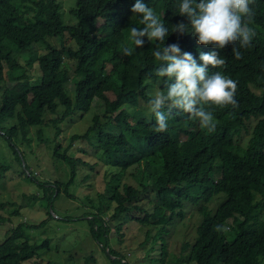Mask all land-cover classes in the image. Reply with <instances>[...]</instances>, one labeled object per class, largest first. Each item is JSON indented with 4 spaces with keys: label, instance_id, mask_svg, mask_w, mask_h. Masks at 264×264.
<instances>
[{
    "label": "trees",
    "instance_id": "obj_1",
    "mask_svg": "<svg viewBox=\"0 0 264 264\" xmlns=\"http://www.w3.org/2000/svg\"><path fill=\"white\" fill-rule=\"evenodd\" d=\"M42 1L0 0V135L12 146V137L20 134L23 140L29 126H42L45 114H56L61 106L62 116L51 119L55 140L66 116L93 105L101 110L83 134L72 136L93 139L88 141L99 162L60 153L57 142L52 155L69 167V175L38 184L47 200L70 188L86 189L87 174L77 177L78 162L91 170L98 166L106 195H99L97 204L89 191L84 195L94 209L86 214L92 237L108 238L106 215L111 211L110 218L119 221L118 232L123 217L156 227L153 234L145 230L156 264H264V0H250L252 15L244 22L254 36L250 46L239 48V58L232 55L231 43L214 49L197 43L190 33L170 32L165 38V45L176 43L194 58L209 50L225 57L223 66L208 68L236 81L237 103L206 106L215 120L212 132L175 107L164 132L145 118L147 94L159 83L158 62L151 54L158 44L146 42L130 56L121 53L133 0H75L74 24L63 22L58 0H45L40 10ZM144 2L166 24L187 23L173 11L178 0ZM51 38H58L60 46ZM33 63L39 72L36 80L29 77ZM67 65L74 73V99L66 88ZM145 190L157 197L155 203L148 201L152 211L141 206ZM214 198L217 205L211 208ZM188 203L199 214L195 237L175 253L167 235ZM133 211L144 213L146 221ZM49 245L46 239L30 242L24 226L17 225L0 242V264H24Z\"/></svg>",
    "mask_w": 264,
    "mask_h": 264
},
{
    "label": "rangeland",
    "instance_id": "obj_2",
    "mask_svg": "<svg viewBox=\"0 0 264 264\" xmlns=\"http://www.w3.org/2000/svg\"><path fill=\"white\" fill-rule=\"evenodd\" d=\"M58 2L63 22L74 24L76 19L71 14V9L75 6V0ZM38 7L43 10L46 7L45 0ZM50 40L57 46L61 44L58 38ZM19 61L24 63L21 58ZM28 68L29 77L36 80L39 76L36 64L33 63ZM67 69L70 72V80L66 88L74 99L72 87L74 73L68 65ZM88 111L84 113L76 111L73 115L63 118L59 124V135L55 140L51 119L62 116L61 106L58 107L56 114H45L42 126H29L23 140L20 134L12 137L14 148L0 135V242L13 227L21 224L24 226V236L30 242L39 244L45 239L50 241L48 249L38 251L36 257L24 264H121L119 260L124 264H156L152 239L145 240V230H151L153 234L156 228L154 226H144L137 219L127 220V217H123L124 223L118 232L116 225L119 221L110 218V211L106 215L109 217L106 220L109 227L108 238H95L90 235L86 214L94 209L89 207V200L84 195L89 191L90 198L96 204L100 201L99 195L102 193L106 195L103 168L96 166L91 170L78 162L77 177L81 179L87 174L86 180L83 181L86 189L80 186L73 190L70 188L61 191L51 201L47 200L45 191L38 186L40 183L47 185L50 181L68 178L69 167L52 155L53 146L57 142L60 153L81 157L86 162H99L98 155L94 153L88 141L89 139L92 142L93 139L83 137L72 139L74 134H83L86 131L92 124L95 113H101L97 105H93ZM75 189L78 190L77 195L74 193L73 197H68L67 194H72ZM140 200L141 206L149 207V211H152L153 204L148 201L155 203L157 197L150 190H145ZM216 205L217 200L214 198L210 206L215 208ZM133 212L142 216V222L146 221L144 213ZM198 220L196 207L188 203L183 217L170 226L171 232L167 235L170 251L177 253L183 242H191L194 239ZM97 230L102 229L99 227ZM229 237H232V234Z\"/></svg>",
    "mask_w": 264,
    "mask_h": 264
},
{
    "label": "clouds",
    "instance_id": "obj_3",
    "mask_svg": "<svg viewBox=\"0 0 264 264\" xmlns=\"http://www.w3.org/2000/svg\"><path fill=\"white\" fill-rule=\"evenodd\" d=\"M130 11L132 15L121 53L130 56L146 42L158 44L151 54L158 62L155 75L159 83L147 94L145 118L154 124L156 131L164 132L170 110L175 107L197 120L202 129L212 132L215 120L206 106H235L237 103L236 81L221 71L210 72L208 68L223 66L225 57L216 50H209L198 52L194 58L190 52H182L178 44L165 45L164 41L170 32L190 33L197 43L211 44L214 49L231 43L232 55L239 58V48L250 46L254 36L252 28L244 22L252 15L250 0H178L173 11L185 17L187 23L166 24L161 13L144 0H133Z\"/></svg>",
    "mask_w": 264,
    "mask_h": 264
}]
</instances>
